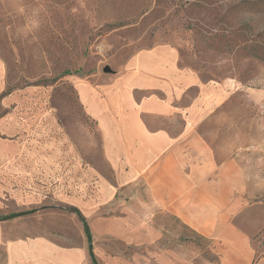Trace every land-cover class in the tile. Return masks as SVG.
Segmentation results:
<instances>
[{
	"label": "rangeland",
	"instance_id": "374dc122",
	"mask_svg": "<svg viewBox=\"0 0 264 264\" xmlns=\"http://www.w3.org/2000/svg\"><path fill=\"white\" fill-rule=\"evenodd\" d=\"M158 44L176 48L181 66L204 81L240 87L200 132L219 159L231 152L242 167L246 190L233 222L264 259V0H0V223H11L8 236L82 245L79 212L116 214L123 194L125 206L138 205L133 194L147 199L143 180L114 195L103 135L77 84L105 90L131 57ZM104 185L109 203L95 211ZM182 240L218 261L213 240Z\"/></svg>",
	"mask_w": 264,
	"mask_h": 264
},
{
	"label": "crops",
	"instance_id": "0c3cea01",
	"mask_svg": "<svg viewBox=\"0 0 264 264\" xmlns=\"http://www.w3.org/2000/svg\"><path fill=\"white\" fill-rule=\"evenodd\" d=\"M179 57L170 44L154 45L131 57L105 90L77 84L103 135L117 181L114 195L140 180L146 185L147 199L133 194L137 206L123 205V194L116 214L83 213L90 219L95 259L99 264H264L249 235L233 222L246 190L242 167L231 152H220L219 159L200 132L240 87L232 80L204 81L183 68ZM4 74L0 60V90ZM100 197L95 211L109 203L107 185ZM7 224L0 223V264H94L88 240L65 245L45 235L11 237ZM184 234L213 240L218 261L193 253Z\"/></svg>",
	"mask_w": 264,
	"mask_h": 264
},
{
	"label": "trees",
	"instance_id": "16d2710c",
	"mask_svg": "<svg viewBox=\"0 0 264 264\" xmlns=\"http://www.w3.org/2000/svg\"><path fill=\"white\" fill-rule=\"evenodd\" d=\"M75 210H77V212H78V209H75ZM79 215H80V219H82V221H83L84 228H85V233H86V236H87V240H88V243L90 245L89 248H90V256H91V259H92V261H93L94 264H99L97 262V260L95 259V256H94V253H93V246H92V243H91L92 242V234H91V229L88 226L87 219L83 215V213H80L79 212Z\"/></svg>",
	"mask_w": 264,
	"mask_h": 264
},
{
	"label": "water",
	"instance_id": "95a60500",
	"mask_svg": "<svg viewBox=\"0 0 264 264\" xmlns=\"http://www.w3.org/2000/svg\"><path fill=\"white\" fill-rule=\"evenodd\" d=\"M104 70H105V72L111 71V68L109 66H107Z\"/></svg>",
	"mask_w": 264,
	"mask_h": 264
}]
</instances>
